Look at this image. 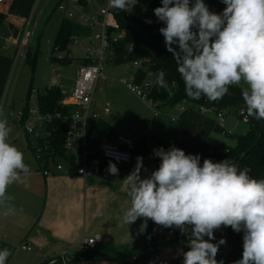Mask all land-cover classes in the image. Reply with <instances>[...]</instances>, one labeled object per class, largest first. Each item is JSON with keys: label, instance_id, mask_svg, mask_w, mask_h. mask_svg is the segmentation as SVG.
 I'll return each mask as SVG.
<instances>
[{"label": "clouds", "instance_id": "obj_1", "mask_svg": "<svg viewBox=\"0 0 264 264\" xmlns=\"http://www.w3.org/2000/svg\"><path fill=\"white\" fill-rule=\"evenodd\" d=\"M213 11L205 0H159L152 9L164 47L176 64L188 98L218 101L229 85H246L241 98L247 116L264 120V0H219ZM137 0H107V7L127 12ZM152 24L151 18H145ZM160 71L156 83L167 87ZM10 128L0 119V196L8 186L30 174L24 154L8 142ZM156 168L141 175L142 157L122 180L130 206L122 210L124 223L138 218L187 234L181 264H224L217 260L220 245L215 230L242 233V252L232 264H264V178L228 159L213 161L174 145L154 148ZM108 172L117 175L116 163ZM147 171V170H145ZM7 213H5L6 215ZM185 227L190 230L185 232ZM215 241V242H214ZM11 255L0 249V264Z\"/></svg>", "mask_w": 264, "mask_h": 264}, {"label": "crops", "instance_id": "obj_2", "mask_svg": "<svg viewBox=\"0 0 264 264\" xmlns=\"http://www.w3.org/2000/svg\"><path fill=\"white\" fill-rule=\"evenodd\" d=\"M45 1L6 0L0 4V13L5 16V21L0 25V104L9 81L12 59L22 39L24 27L30 20L32 24L34 23V12L38 11V19L41 18V7ZM49 1L43 11L46 10ZM71 2L72 0H58L55 9L60 4H64L68 6L67 10H69ZM205 2L213 11L219 12L224 7L219 0H205ZM37 3L38 8L35 10ZM86 12H91V9ZM79 47L81 56L78 58V62L81 64L82 59L86 57L84 50L86 46ZM70 53L66 54V59L70 58ZM105 77L104 75L102 79ZM102 79L98 81L96 88ZM111 80L105 89L107 95L117 92L119 88L125 91L130 99L138 103L140 107H128L125 104L121 106L117 102L111 101L115 109V113H112L109 103L102 105L98 103L95 89L94 109L101 114L100 122L110 124L116 135L128 137L138 146L136 154L141 155L142 144L146 146L148 155L142 156L141 175H147L159 163L158 158L152 155L155 147L151 146V140L157 136L158 139H163L162 142L165 141L163 136L164 128H166L165 119L157 123L156 120H153L152 124H149L147 121L148 110L144 105L130 92L114 86V81ZM121 80L119 81L121 82ZM229 87L245 88L240 85H229ZM58 88L60 89V86ZM71 91L69 93L61 91L63 98H67ZM44 92L38 96L39 106L40 98ZM190 105L188 102L181 103L180 107L184 108V111H180L178 104L156 105L159 112L161 107H169L166 109V113L167 118L173 124L169 129L172 133L173 145L183 150H198L211 137L221 140L219 135L222 133H217L216 128L218 125L222 129L224 127L220 124L217 114L198 112L191 109ZM106 107L109 108V112L105 114L103 110ZM9 140L22 151L24 162L31 171L22 181L10 184L3 196H0V249H9L11 255L7 261L11 260L12 264H42L60 258L58 254L62 251H67L68 259L81 251L86 239L101 236L102 241L95 250L96 257H110L126 261L134 259L135 261L139 260L137 262L142 264L143 261L140 258L148 251L151 235L150 220L145 221L143 218H138L129 225L124 223L121 217L122 210L130 206L127 187L122 180L134 169L135 164L132 166L116 164L120 165L117 166L119 169L117 175L108 172L109 163L100 164L98 171L89 174L86 178L79 176L75 168L65 166L64 173L46 178L42 175L41 166L35 158L33 149H31V153L30 150L28 151L27 141L17 137H8ZM137 141L138 143H136ZM31 144L33 146V143ZM5 213L7 214L5 215ZM185 232H188L186 228ZM163 242L164 238L159 244ZM23 245L35 248V252L31 254L22 251L20 247ZM162 252L163 248L160 257ZM163 261L164 264H169V261H171L170 264H176L182 259L179 258V254L175 258L164 254ZM74 264L122 263L101 260L88 261L79 258Z\"/></svg>", "mask_w": 264, "mask_h": 264}, {"label": "built area", "instance_id": "obj_3", "mask_svg": "<svg viewBox=\"0 0 264 264\" xmlns=\"http://www.w3.org/2000/svg\"><path fill=\"white\" fill-rule=\"evenodd\" d=\"M4 2L6 0H0V4ZM47 2L48 0L41 7V12H43ZM38 3L35 10L38 8ZM67 8L68 6L64 4L59 6L61 11H66ZM88 9H91V12H86ZM68 11L67 19L89 27L93 33L89 38H72V41L76 39L87 41V45L84 47L86 57L82 59L75 73V84L71 94L60 102L63 111L43 113L39 105L33 106V99L41 94L39 90L32 88L28 96V108L16 114L17 122L23 126L27 136H35L32 149L41 166L42 175L46 178L64 173L65 166L75 168L79 176L86 178L89 174L97 172L100 164L112 162L125 165L130 163L132 153L135 150V143L123 135H117L111 140L104 141L98 148H92L89 142L90 123L101 121V114L94 109L96 85L104 77V68L114 61L112 46L124 38V35H117L121 30L116 13L113 8L107 7V0H72ZM31 26L32 21L30 20L24 27L22 39L15 54L13 71H16L20 62L25 65L33 35V32H30ZM75 43L83 47L80 41H75ZM64 58L66 56L60 55L59 57L61 60ZM142 64L143 61L139 60L133 63L137 70L142 67ZM61 78L60 73L56 74L51 79L49 88H58ZM121 83L144 102H147L155 111V116H158L159 111L156 109V104L148 99L150 82L144 80L141 83L136 81L131 83L127 80H121ZM5 92L0 104V119L8 123L9 116L15 118L14 115H10L13 106V93L9 94L8 85ZM180 105L181 103L178 104L180 111H184ZM190 108L198 112L216 113L220 124L223 121L222 111L216 112L214 108H207L202 105H190ZM103 112L108 113L109 108L106 107ZM239 115L248 120L244 110H241ZM177 229L178 232H181L179 228ZM163 238L164 232L159 230L157 244L152 253L154 264H164L160 257L162 247L159 244ZM186 239L187 234H181V243L185 242ZM101 241V236L86 239L82 249L95 251ZM20 249L31 254L35 252V248L26 245L21 246ZM58 255L63 260L62 264H69L67 251H62ZM179 258L182 259V254H179Z\"/></svg>", "mask_w": 264, "mask_h": 264}, {"label": "trees", "instance_id": "obj_4", "mask_svg": "<svg viewBox=\"0 0 264 264\" xmlns=\"http://www.w3.org/2000/svg\"><path fill=\"white\" fill-rule=\"evenodd\" d=\"M136 13L123 14L116 13L119 29L124 34V38L117 44H114L111 50L114 52V61L112 64H125L135 61H143L142 67L137 71L135 81L138 83L147 80L151 83L149 89L148 99L158 106L171 104L177 105L183 102H188L191 106L202 105L207 108H214L216 112L223 111L229 106L239 103L241 110H245L243 102L230 98L227 95L218 101H209L205 97L199 100H192L188 98L184 91V84L179 74L176 72V64L172 55L167 52L164 47L163 36L159 34L158 28L162 25L156 21L152 9L159 5V0H137ZM147 9V14L142 13V9ZM145 18H151L152 24H146ZM5 21V16L0 13V25ZM92 30L82 24L76 23L69 19H64L60 28L57 31V36L54 45V51L58 53H70V44L73 37L89 38L92 36ZM131 47V49H130ZM36 56H32L30 50L27 53L25 64L35 66ZM61 62H69L68 59H57ZM163 71L165 73L164 80L167 87H161L156 83L158 73ZM151 74V75H150ZM149 75V78H148ZM228 90L235 92L241 96L240 88H233L228 86ZM63 94L59 88H46L44 94L40 98V109L43 113L46 112H62L60 101ZM28 107L25 108V110ZM71 110V109H70ZM67 111L68 108H67ZM249 132L237 138V144L233 146L227 145L218 138L211 137L206 144L198 150H185L187 153L200 154L201 161L204 158H210L213 161H220L228 159L233 162L238 168L247 167L249 174L255 178H264V120H262L263 131L260 137L261 120L254 119L248 116ZM217 133L226 134L225 130L220 125L216 128ZM117 135L112 126L106 122H91L89 125V142L92 148H98L104 141L110 140ZM231 136V135H230ZM141 155L136 154L138 146L135 144V150L132 153V160L130 163L121 166H132L136 164V158L148 155L145 145L142 144ZM254 147L253 150H251ZM251 152L242 157L247 151ZM107 164V163H106ZM105 165V163H104ZM120 166V165H117ZM156 234H154L153 227L150 220V240L148 251L141 255L142 264H149L152 259L154 238L156 237V244L158 240L159 225L156 224ZM187 228V227H185ZM175 229V228H172ZM178 231V229H177ZM180 233V232H179ZM216 241L221 237L226 239L227 253H223L221 246H219L216 259L223 260L224 264H232V261L240 258L242 252V233H235L231 228H226L223 232L215 231ZM215 242V241H214ZM82 258L88 261L101 260L96 257L95 251H85L81 249L74 257L68 258L70 264H74L76 260ZM50 261V260H49ZM136 260V264H139ZM56 263V262H55ZM60 263V262H59Z\"/></svg>", "mask_w": 264, "mask_h": 264}, {"label": "rangeland", "instance_id": "obj_5", "mask_svg": "<svg viewBox=\"0 0 264 264\" xmlns=\"http://www.w3.org/2000/svg\"><path fill=\"white\" fill-rule=\"evenodd\" d=\"M57 2L58 0H50L46 10L41 13L42 15L39 19L38 11L34 12V23L30 28V32H33V35L29 46L31 55L37 57L35 66L32 67L29 64L22 65L20 62L16 71H13L15 66L14 47L12 68L8 76L9 81L7 85L9 87V94L13 93L14 100V106L11 109L10 115H14L15 117H8L7 125L10 128L9 137L25 139V141H27V146L29 148L28 151L30 150V153L31 149L33 148L31 143L34 142L35 136H27L23 126L17 122L16 114L18 112L24 111L27 107L29 103L28 96L31 88H35L39 90L40 93H43L46 88L50 87L51 79L58 73H60L63 77L59 80L60 90L63 93H69L74 87L75 73L80 65L78 62V58L81 56V48L75 43V41H80V43H82V45L84 46L87 45L86 40L76 39L70 44L71 53L70 58H68L70 59L69 62H61L57 60L59 59L60 55L67 56L66 52L58 53L54 51V45L57 36V31L60 28L63 19L68 18L69 13L68 10H58L59 7L55 9ZM114 11L116 13L134 14L136 13L137 9L136 6H134L132 11L128 10L127 12H124L117 9H114ZM142 13L147 14V9L143 8ZM117 35L123 36L124 34L122 32H119L117 33ZM137 71L138 70L134 67L131 62L117 65L110 64L106 66L104 68L103 73L106 77L105 79H102L99 82L96 88V100L101 105L109 103V105L111 106L112 113H115V109L111 101H115L121 106L122 104H125L128 107H140L138 103H135V101H132L130 99L129 95L125 91L119 88L117 89V92H112L107 95L105 89L107 84L110 83L109 80L112 79L114 81V86H118L130 92V94H132L140 103L144 105V107L148 110L147 121L149 122V124H152L153 120H156L157 123L158 121L162 122V120L165 119L166 128H164L163 134L165 141L162 142L163 139H158L156 136L151 140V146L155 148L163 146L165 149H167L169 146L173 145L171 136L172 133L169 130L173 124L167 118L166 113V109L169 107H161L158 116H155V111L147 102H144L141 98L132 93L128 89V87H126L119 81L121 79H125L131 83H134L135 78L137 76ZM239 85L242 87H246L243 82H241V84ZM5 93L6 92H3V94ZM32 104L33 106L38 105V97H35L33 99ZM240 108L241 106L239 103L229 106L223 111L224 118L221 122V125L224 127L226 134H220L219 138L224 141L227 145L233 147L237 144V138L246 135L250 130V126L247 120L245 118L239 117ZM160 115L161 117L159 118ZM154 116L155 118L159 119H155ZM8 142L11 143V140H9ZM136 143H138V141ZM159 229L163 230L164 232V242L160 243L163 248V252L161 253L162 260H164V254H168L171 256V258H175L178 255V249H184L185 251L187 250L185 247L186 241L181 243V235L177 231V228L172 229L159 225ZM225 229L226 228L222 226L220 229H217L215 231L223 232ZM186 230H188V232L190 233V230L188 228H186ZM221 250L224 254L227 253V247L225 244L221 246ZM59 262L62 263L63 260ZM170 262L171 261H169L168 263L170 264ZM6 264H12L11 260H8ZM150 264H154V261L152 260ZM176 264H181V262H177Z\"/></svg>", "mask_w": 264, "mask_h": 264}, {"label": "water", "instance_id": "obj_6", "mask_svg": "<svg viewBox=\"0 0 264 264\" xmlns=\"http://www.w3.org/2000/svg\"><path fill=\"white\" fill-rule=\"evenodd\" d=\"M227 96H229L230 98H233L235 100H238L240 102H243L242 98L240 95L236 94L235 92H232V91H229L227 92L226 94ZM262 131H263V124H262V120H261V131H260V137L262 135ZM254 147L251 149L253 150ZM251 150L247 151L245 154H243L242 157H246L250 152ZM151 225L153 227V231H154V234H156V224L154 222L151 221ZM156 246V237L154 238V244H153V248H155ZM62 259L61 258H58L56 260H50V261H47V262H44L42 264H53L55 262H59L61 261ZM101 261L103 262H118V263H122V264H136L135 260H129V261H126V260H119V259H115V258H110V257H102L101 258Z\"/></svg>", "mask_w": 264, "mask_h": 264}]
</instances>
